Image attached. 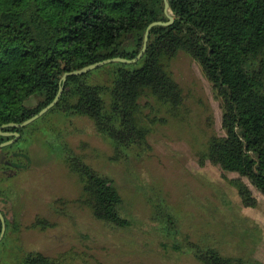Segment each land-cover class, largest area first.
Returning a JSON list of instances; mask_svg holds the SVG:
<instances>
[{
  "label": "trees",
  "instance_id": "16d2710c",
  "mask_svg": "<svg viewBox=\"0 0 264 264\" xmlns=\"http://www.w3.org/2000/svg\"><path fill=\"white\" fill-rule=\"evenodd\" d=\"M169 3L175 21L151 29L147 49L137 62L106 65L110 77L106 83L93 81L90 73L69 76L58 103L45 115L58 110L91 119L98 133L116 140L113 158H126L129 153L123 146L128 142L147 148V135L159 118L157 110L152 111V98L168 110L183 103L182 88L168 65L184 50L199 61L224 102L226 133L210 137L203 159L247 177L264 194V0ZM158 20L168 21L164 0H0V127L22 123L48 106L65 72L108 58L137 57L148 25ZM32 99L37 100L35 106L28 105ZM2 130L22 132L14 127ZM12 137L0 133V143ZM16 145L0 149V212L7 223L0 264H52L43 253L22 249L17 238L14 243L11 233L17 232L18 223L11 222L2 208L7 199L6 188L1 187L4 170L30 165L21 161L22 156L31 160L27 150L7 155ZM65 161L83 183L81 204L103 221L131 225L122 216L123 199L113 178L70 150ZM231 182L244 205H257L242 179ZM168 217L173 225L170 212ZM171 247L190 252L203 264H239L207 241L186 237Z\"/></svg>",
  "mask_w": 264,
  "mask_h": 264
},
{
  "label": "rangeland",
  "instance_id": "374dc122",
  "mask_svg": "<svg viewBox=\"0 0 264 264\" xmlns=\"http://www.w3.org/2000/svg\"><path fill=\"white\" fill-rule=\"evenodd\" d=\"M106 65L88 72L90 79L110 81ZM168 68L182 88L183 103L168 110L152 98L159 118L147 148L128 142L126 158L114 159L116 140L103 137L84 116L52 110L21 128L7 155L27 150L31 160L21 161L30 165L4 170L1 184L7 196L2 208L18 223L14 243L17 238L22 249L41 252L52 264H203L190 252L172 249L175 240L187 237L207 241L239 264H264V194L247 177L202 156L211 136L226 133L223 98L186 51ZM69 150L114 179L122 216L131 225L103 221L78 201L83 183L65 161ZM236 178L251 189L256 206L244 205L231 182Z\"/></svg>",
  "mask_w": 264,
  "mask_h": 264
},
{
  "label": "water",
  "instance_id": "95a60500",
  "mask_svg": "<svg viewBox=\"0 0 264 264\" xmlns=\"http://www.w3.org/2000/svg\"><path fill=\"white\" fill-rule=\"evenodd\" d=\"M164 13H165L166 17L168 18V21L158 20V21H153L148 25V28L146 30L145 37H144V47L140 51V53L137 55V57H135L133 59H128L125 57L108 58V59L99 61L97 63H93L90 65L84 66L83 68H80V69L65 72L64 75L62 76L61 81H60L61 84H60L59 91H58L55 99L48 106H46L39 113H37L36 115H34L30 119H27L26 121H24L22 123L11 122V123L5 124L2 127H0V133L2 135L13 136L11 139L3 141L2 143H0V149L5 147V146H8L10 144H13L14 142H16L19 139V137L21 135V133L18 131H13V132L6 131V132H4L2 130V128L3 127L22 128V127H25V126L31 124L32 122H34L36 119L40 118L41 116L45 115L51 108H53L58 103L59 99L61 98V96L65 90L66 81H67L69 76L83 75V74H86V73L96 69V68H99L103 65H106V64H109L112 62H123V63L137 62L144 55V52L147 49V44H148L151 29L154 26H158V25H164V26L171 25L175 21V15H174L171 7H170L169 0H164ZM0 218L2 221V231L0 234V241H1L5 236L6 229H7V223H6V217L4 216V214L2 212H0Z\"/></svg>",
  "mask_w": 264,
  "mask_h": 264
}]
</instances>
